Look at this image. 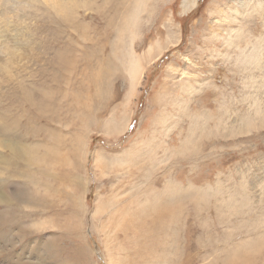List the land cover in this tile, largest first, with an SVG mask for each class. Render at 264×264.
Masks as SVG:
<instances>
[{
  "label": "rangeland",
  "instance_id": "obj_1",
  "mask_svg": "<svg viewBox=\"0 0 264 264\" xmlns=\"http://www.w3.org/2000/svg\"><path fill=\"white\" fill-rule=\"evenodd\" d=\"M9 1L0 0V19L6 16L10 24H20L18 28L26 37L21 42L29 39L36 50L17 65L13 79H9L4 70L0 72V127L5 116L10 121L31 112L27 123L23 120L20 127L13 129V134L19 133V136L10 138L11 142L25 144L33 154L42 153L39 149L42 145L56 144L57 148L49 149L58 155V163L47 167L39 160L27 169L23 159L13 161V152L0 147L6 157L4 161L8 159L10 163L0 162V178L6 179L16 170L31 171L36 180L47 184L40 192L46 196V202L36 205L25 202L24 197L19 199L21 202H13L12 192L15 195L19 187L29 189V186L25 181L20 185L25 178L8 179L17 183L10 181L0 200V213L11 209L18 223L0 229L6 231L3 232L5 239L0 241V250L6 249L8 242L15 244L12 247L14 262L0 254V264H19L17 259L36 263L33 256L37 252L31 256L30 247L47 253L49 259L45 257L47 260L43 264H229L220 253L227 249V242L222 239L224 232L236 228L229 240L235 245L247 237L245 229L237 226L251 224L258 216H264V0H197L196 6L187 12L182 8L185 0H145L139 14L130 18L127 30L120 32L123 34L121 48L134 54L112 62L117 68L105 79L103 87L106 90L102 97L91 100L89 112L68 110L67 102L76 106L75 97L79 92L81 102L88 101L80 86L81 81L85 85L88 81L80 70L88 71V65L96 61V54L100 53L101 47L96 50L94 41L101 42L99 46L105 44L107 55L111 42H117L113 34L122 20L118 16L115 19L118 26L115 21L106 26L108 19L104 17V14L110 13L111 17L116 14L110 9L117 0H105L108 11L101 9L102 16L95 11H89L92 14L86 13L85 17L80 14L85 31L70 26L66 31L67 21L54 11L50 1L40 0L32 7L30 0H19L17 6V0ZM121 10L127 14L130 9ZM42 19L51 21L54 29H59L54 24L57 21L64 30V39L56 41L57 36L42 24ZM23 25L28 32L22 29ZM17 33L18 29L11 35ZM69 34L77 38L73 54L74 61L78 62L77 78L72 83V74H69L66 79L45 83L47 91L49 88L56 90L61 103L55 108L47 103L41 109V117L27 104L28 108L23 107L18 99L25 95L26 79L38 75L41 65L50 56L44 41L50 43L52 50L55 44L63 41V45ZM130 58L137 63L129 61ZM28 65L35 68L29 71ZM16 85L18 89L11 92ZM258 109L260 114L255 112ZM253 113L255 123L247 130L243 128L244 117L251 118ZM219 114H224V130L220 135H210L214 145H204L202 130L198 129L202 117L214 123ZM55 115L57 118L52 121ZM231 130L233 134L226 135ZM47 132L51 133L50 138ZM54 132L59 142H55ZM192 132L201 138L195 157L182 147ZM0 138L4 135L0 134ZM104 158L111 163L108 169L99 162ZM169 179L184 182L187 187L203 188L207 201L211 200L212 204L207 205L208 210L200 217L199 212L194 215L193 196L186 198L184 204L192 217L190 226L182 234V228L174 226L172 237L166 241L161 237L154 243L159 254L168 252L173 242H179L184 244L183 249L180 248L182 253L173 259L163 254V258L157 256L149 260L143 255L147 250L144 243L150 237L131 232L127 226L131 221H144V216L138 218L139 209L144 208L151 196L162 192L164 180ZM219 184L226 190L241 188L243 184L248 192L246 196H251L254 213L249 212L247 206L245 214L232 216L231 222L219 224L217 208L220 213L226 211L220 202L217 208L213 203L212 195ZM3 188L1 186L0 190ZM228 195L223 194L220 199H227ZM203 217L205 225L199 222ZM166 229L159 234H164ZM22 233L26 234L24 239H21ZM53 240L57 248L48 243ZM44 242L50 247L45 248ZM203 246L207 251L205 247L200 251ZM214 246L218 252L211 254ZM259 256L258 262L256 257L254 261L249 257L243 264H264L261 251Z\"/></svg>",
  "mask_w": 264,
  "mask_h": 264
},
{
  "label": "bare ground",
  "instance_id": "obj_2",
  "mask_svg": "<svg viewBox=\"0 0 264 264\" xmlns=\"http://www.w3.org/2000/svg\"><path fill=\"white\" fill-rule=\"evenodd\" d=\"M20 1H23V0H20ZM20 1L19 0H17V2L15 1V3H17L16 6L18 5V3ZM30 1H31V3H30L31 7H32V4L34 2L37 3L40 0H30ZM47 1H50L51 7L54 9V11L56 10L57 12H59L67 21L68 26L66 28V31L70 27L76 28V29L81 30V31L86 30L85 24L83 22H81L80 14L83 17H85L86 13H87V15L92 14L89 11H95L98 16H102L103 13H102L101 9H106V12L108 11L107 10L108 5H106V3L104 4L105 0H101V1H99V0H47ZM196 1L197 0H185V2L183 4L184 7H182L183 11L187 12L191 8L195 7L196 3H197ZM10 2H12V1H9V3ZM28 2H29V0H28ZM144 3H145V0H132V1L131 0H117L114 3V6H112V8L109 7V8H111L110 10L115 12L116 14L112 15V17L109 15L110 13L104 14V17H106L108 19L106 26L111 24V22L115 21V19H117L118 16H119V19L122 20V23L120 24V28L115 30L116 32H114V34H113V35H116L115 38H117V42L115 44L113 42H111V45L108 46V47H111L110 50L108 49L110 54L107 55L106 50H104L105 44L103 46H99V43H101V42H95L94 41V43H95L94 47L96 50H98L101 47L99 49L100 53L96 54V56H97L96 61H94L92 64L88 65V71H85L84 68H82L80 70V72L82 71L81 75H83L84 78L88 81L87 85L83 84L82 81H81V84L79 83L80 86H82L83 90H85V94H86L88 101L81 102V93L79 92V94H77L75 97L76 98V106H73L69 101L67 102L68 110L74 109V110H77L78 112H80V111H84V112L85 111H87V112L91 111L92 110V107L90 106V104L92 102L91 100L93 98L102 97V94L106 90L103 87V83H104L105 79L107 78V76L109 74L113 73L112 71L115 68H117V66L113 65L112 62L114 60L116 61L117 59L119 61V58L130 57L134 54V52L131 50L124 51L121 48L122 46L120 43L122 42V39H123L122 35L123 34L120 32L121 31L123 32L124 29L127 30L130 18L141 11V9L144 7ZM24 4H25V1H24ZM9 7H10V4H9ZM128 7L130 10L128 11L127 14L126 13L124 14L121 9H124V8L127 9ZM12 8L14 9V7H12ZM99 13H101V15H99ZM122 13H123V17H122ZM54 17L55 16H51V18H54ZM21 20H24V18H22ZM42 21H43L42 24H44L45 27L51 28V31H53L54 35L57 36L56 41H58L59 38L64 37V35L62 34V32H64V30L62 27H60L58 25L57 21H56V23H54L52 21V23L57 24L59 29H54L52 24H51V21H47L45 19H42ZM116 21H115V26H118ZM11 24H10V21H6V16H4V17H2V19H0V72L2 70H4L5 73L8 74L9 79H11V78L13 79V77L15 76V70L14 69L17 67V65L23 59L33 55L35 53V50H36L35 47L32 46L29 39L27 42H21L22 40H25L26 37L21 33L20 29L18 28V26L20 24L14 25L12 22H11ZM24 28L28 32L26 25L22 26V29H24ZM28 28H29V26H28ZM36 28L37 27L35 26V29ZM17 29H18L17 35L12 36L11 32L15 31ZM111 38H112V36H111ZM76 39H77L76 37L73 38V36L70 35L69 38L66 40V42L63 45H62L63 41L61 43L59 42L60 44L59 45L55 44V47L51 48L52 50H50V43L47 44V41H44L45 49L49 53L50 56H48L45 59L44 63L41 65L38 75H32L30 78L26 79L27 84H26L25 95L18 99V101H22L23 107H27L25 105V104H27L29 106V108L30 107L33 108L35 111H37L36 113L42 117L43 113H42L41 109L44 108L47 105V103L52 104L50 106L51 108L52 107L55 108L57 104L61 103L60 99L56 95L57 94L56 90L53 88H49V91H47V89L45 88V83L51 82L54 80H59V79H66V77L69 74H72L71 82L75 83V79L77 78L76 75L78 74L76 72L78 70V62H77V60L74 61V56H73V54L76 51V47H75ZM67 43H68V46L66 45ZM86 56H87V54H86ZM129 61L137 63V61H135V59H132V58H130ZM29 68H30L29 71H31L35 67L29 66ZM118 70H120V69H118ZM110 79L111 78H109V80ZM253 79H255V76H253ZM35 87H38V89H36L37 91L34 90ZM17 89H18V85L12 87L11 92H13ZM18 110H20V109H18ZM21 111H22V109H21ZM255 112L257 114H260L259 109L256 110ZM30 114H31V112L28 111L22 118H19V119H18V117L14 118V119L12 118V120H10V121H9V119H10L9 117H7V116L4 117L5 118L4 122L1 124V127H0V134H2V137L4 135V138L3 139L0 138V147L1 148L4 147V149H7L8 152L9 151L13 152V155L11 156V159L13 161L15 159H18V160L23 159V161L26 162V166H27L26 168L27 169H29L28 167L30 165L38 164L39 160H41L47 167H49L50 164L56 166L58 163V155L54 151L50 150L49 148L50 147L57 148L58 145H56V144L55 145L54 144L42 145L39 148L42 150V153H39L37 151L33 154V152L30 151L25 144H14L10 140V138L14 137V139H15L17 136H19V133L13 134V133H15L13 131V129H16V127H18V126L20 127L23 120L27 123V121L29 119L28 116H31ZM11 115H12V113H11ZM223 115L219 114V117H216L214 123L211 122L210 118H208V117L205 118V116H203V117L201 116L203 118L202 125L198 129L202 130L201 136L204 137V139H202V141H203V143L204 142L206 143V144L204 143V145H207V146L214 145L213 140L212 141L210 140V137H211L210 135L212 133H216V135H220L222 130H224L223 129L224 122L222 124V121L224 120ZM56 118H57V115L53 116L52 121L53 120L55 121ZM255 118L256 117H255L254 113H253V117H251V118L249 116L244 117L243 128H246L247 130H249L254 125ZM52 121L50 122V124H52ZM194 123H195V121H194ZM229 129L230 128H228L226 130H229ZM53 130H55V129H53ZM233 132H234V130H231L226 135H228V136L232 135ZM22 136H23V134H22ZM47 136L50 138L51 133L47 132ZM53 136H54L55 142L60 141L57 132L56 133L54 132ZM199 136H200V134H199ZM207 138L209 141H207ZM56 139H58V140L56 141ZM200 140H201V138L198 139L194 132H192V135L188 134V136L186 137V140L183 142V145H182L183 150L188 152V154H190L192 152L193 156L195 157L196 153H198L197 149L200 145V143H199ZM165 152H168V148L165 149ZM150 154L152 155V153H150ZM4 158L6 159V157H4V155L0 152V162H5L6 164L9 165L10 163L8 162V159H7V161H4ZM115 161H116V159H115ZM99 162L102 163V166H104V168H107V169L110 168L109 166L111 165V163L108 162V160L106 161L105 158H104V160L100 159ZM119 162H120V160H119ZM114 164H115V162H114ZM44 167H42V168H44ZM46 171H48V170H46ZM165 172H167V171H165ZM11 173H12V175L9 174V177L6 178L7 180L3 179L4 177L0 178V183H2V184H0V187L1 186L4 187L2 190H0V200H2L4 192L8 189V185L10 184L11 180H8V179H10V178L12 179V177L17 176V177L25 178V180L21 181L22 183H20V182L19 183L21 185V184H24V181H25L26 184L29 186V189L26 187H19V190H18V192L15 193V195H14V192L11 191L12 195L14 196L13 202L19 201V199L21 197H24L25 202L35 203L36 205H41V204L46 202V199H47V198H45L46 196L40 193V192H42V190H41L42 187L47 185L46 181L36 180V178L32 176L33 173H31V171L20 172V171L16 170V171H13ZM164 177H165V175H164ZM176 178H177V175H176ZM15 183H17V182H15ZM15 183L12 182V184H15ZM184 184H185L184 182H180L179 180L178 181L174 180V179L164 180L163 191L155 194L154 196H151L152 199H149L148 203H147V201L145 202L144 208L139 209L138 218L144 216V221L142 223L131 221L130 224L127 226L128 227L127 229L130 230L131 232H133V231L136 233L138 232L137 234L147 235L150 237V239L144 243L147 250H146V253L143 255L149 260H155L157 258V256L163 258V254H169L170 259H173L174 257H177L178 254L182 253V250H180V248L182 246V249H183L184 244L181 245V244H179V242H173L172 246L168 250V252L163 251L159 254H158V251L154 249V243L156 240L161 239V237L163 238L164 241H166L167 239L172 237L174 226H176V228H179V229L182 228L181 234L183 232H185L186 227L188 228L190 226L189 221L191 220L192 217L187 211V205L185 206V204H184L186 198L193 196V198L195 199L194 203L192 204L195 208V214L194 215H197V213L199 212L200 217H201L203 211L208 210L207 205L212 204L211 200L207 201L208 196L206 195L207 193L203 190V188L196 189L192 186L187 187ZM244 184H246L245 181H244ZM220 186H218L217 189L215 188L213 195H212V197L214 198L213 203H215V207L217 208L218 207L217 203L220 202V205L223 206L224 209L226 210L225 212H227L226 214H224L225 212L220 213L219 209L217 208V210H218L217 215L219 217L218 218L219 224L223 223V222H229V221L231 222L230 219L232 216L245 214V212H246L245 210L247 209V206L249 208V212L254 213L253 205L250 203L251 202V200H250L251 196L249 195L250 198L246 196L248 194V192H246V190H245L246 188H244L243 184L240 186L241 188L236 189V187H235V190H233V188H232V190H226L223 186H221V187ZM9 187H11V186H9ZM46 187L48 189L49 184ZM234 192L236 194H233ZM45 193L48 196L47 191ZM221 193H223L224 195L226 193H228L230 195L226 196V198L228 197L227 199H224V198L220 199L221 197H223V194L221 195ZM218 194L220 197L218 196ZM194 195H199V196L196 198V197H194ZM238 197H239V199H238ZM147 199H148V197H147ZM10 200H11V198H10ZM5 202L9 203L11 201H5ZM19 202H21V201H19ZM6 206H8V205H6ZM18 207H20V204ZM18 207H15V208H18ZM263 208H264V205H263ZM38 212H40V210H38ZM24 213H22V217H23ZM42 213H44V211ZM34 214H36V213H34ZM134 215L136 216V214H134ZM15 216L16 215L12 213L11 209H6L4 211V213L1 212L0 213V229H3V227L6 226L7 224L10 226L12 225L14 227L18 223L17 218ZM19 220H20V218H19ZM27 220H29V219H27ZM204 220H206V219H204V217H203L201 219V221H199L201 225H205ZM35 224L37 225V223H35ZM18 226L20 227V223ZM6 227H5V229H6ZM202 227H204V226H202ZM165 228H168V230L166 229L164 234H159V232L163 233V230ZM237 228H240V229L244 228L246 231L245 234L247 235V237L245 236L244 239H240V241H238L237 243H235V245H233L231 243L232 241L230 242L229 240L233 237V231L236 228H233V229H230V230H227L226 232H224L225 234H224V237H222V239H224L227 242V245H225V248L227 247V249L223 250L224 252L220 251V253L221 254L223 253L225 256L224 260L226 262H228L229 264H243L246 262L247 258L250 257L254 261V258L256 257L257 262H258L260 260V256L258 257L259 252L261 251V253L264 254L263 253L264 252V216H262V215L258 216L253 221V223H251V224L243 223L242 226H240V227L237 226ZM135 229H137V230L135 231ZM3 232H4L3 230L0 232V241H1V238L3 240L5 239L6 235H4V233L6 231L4 233ZM27 232H28V230H27ZM33 233H37V232L34 231ZM20 236H21V239H24L26 237V234L22 233ZM183 239H184V237H183ZM197 240H198V238H197ZM216 240L217 239L215 238L214 242ZM48 243H50L51 245L54 244L55 248H57L56 247L57 243L55 241L54 242L48 241ZM48 243H45V248L50 247V244H48ZM217 244H219V242ZM14 245L15 244L13 242H8V245H6L7 246L6 249L0 250V254L3 255L2 257L4 259L8 258V259H11L13 261L14 254L12 252H14L13 251L14 249H12V247ZM41 247H43V246L41 245ZM204 247L205 246H203L200 249V251H202ZM199 248H200V246H199ZM204 249L206 250V247ZM29 250L32 251V252L30 251L31 256L34 255L33 254L34 251L37 252L33 256L36 259V263H34V264H43L44 262L46 263L47 259H49L47 257V253L40 252L41 250L38 251L33 247H30L28 249V251ZM3 251L6 253V255L3 253ZM210 251H214L211 254L218 252L217 248L215 246L213 247V249L211 248ZM45 257H47V259ZM16 259H15V261H16ZM23 259H24V255H23ZM17 261L19 264H28L27 262H22V259L21 260L17 259Z\"/></svg>",
  "mask_w": 264,
  "mask_h": 264
}]
</instances>
